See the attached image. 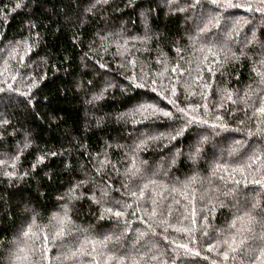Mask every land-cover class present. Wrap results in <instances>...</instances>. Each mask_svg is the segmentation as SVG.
I'll return each instance as SVG.
<instances>
[{
  "label": "trees",
  "instance_id": "obj_1",
  "mask_svg": "<svg viewBox=\"0 0 264 264\" xmlns=\"http://www.w3.org/2000/svg\"><path fill=\"white\" fill-rule=\"evenodd\" d=\"M18 2L21 0H0V72L4 73L0 79L19 90L9 91L7 85L0 83V88H5L0 92V121H8L0 124V158L19 155L18 161H12L15 169H0V264H8L9 254L15 250L13 242L32 210L38 213L37 223L41 226L49 225L53 214H62L65 207L72 218L71 231L48 245L51 264H72L65 260V254L70 248L78 247L85 237L120 234L123 230V224L117 226L114 218L106 214L103 220L99 217L104 207L116 200L131 202L123 185L131 183L125 172L139 141L148 135L171 131L170 122L163 119L135 124L131 119H118L120 113L127 112L141 100L144 92L129 86L126 75L131 68L121 67L129 59L137 60V73L141 66L156 72L161 67L157 59L166 55L170 63H180L181 70H191L181 78L182 82L195 77L199 66L203 80L194 88L196 95L186 101L181 92L177 103L182 106L204 103L199 93L206 83L211 85L206 101L211 106L219 99L218 90L228 89L238 102L227 103L228 111L216 109L225 116L230 129L216 139L231 136L241 140V153L252 156V159L241 154L229 156L209 144L205 155L193 164L188 158L190 139L179 137L169 142L165 136L150 140L135 151L137 161H146L144 167L153 168L161 182L169 187L179 188L195 176L196 181L189 191L195 196L197 218L200 214L209 217L207 230L213 235L227 227L226 221L237 213V206L246 203L250 206L257 201L264 204V190L253 184L254 179L264 180L261 171L264 153L260 151L264 138L248 133V129L255 132L259 124V119H249L253 117L252 105L258 103V97L249 92L247 104L242 99L250 87L260 92L259 77L253 69L264 71L260 64L264 60V20L258 12L246 11L244 7L219 10L222 26L226 23L230 28L240 21L229 41L231 51L225 52L217 43L219 29L199 36L196 24L202 8L191 6L193 0H107L106 3L22 0L21 7L16 8ZM235 2L243 4L244 0ZM201 3L210 7L207 0ZM177 6L184 11H178ZM25 43L31 45L27 53L23 51ZM13 47L20 49L23 60L9 58ZM176 48L182 50L184 59H179ZM212 53H216L215 58ZM204 55L209 59L200 64ZM210 68L218 70L213 74ZM12 76L16 77L15 81L9 79ZM164 83L167 85L168 81ZM108 84L114 87H107ZM102 91V97L94 100ZM148 95L155 97L161 107L172 108L167 98L161 100L155 93ZM240 120L245 123L240 124ZM26 140L31 142L27 148L24 147ZM232 143L229 140L223 147ZM176 149L180 150V155H176ZM41 155L45 158L38 164L37 158ZM103 161L107 163L102 167ZM217 165L225 170L212 177L210 183L206 178ZM5 171H14L15 176L9 178L3 174ZM221 175L227 183L219 179ZM234 180L240 184L235 191H230ZM225 192L229 194L225 196ZM173 195L181 199L179 194ZM76 196L79 198H74ZM212 197L223 201V207L217 204L215 213L209 214ZM142 206L151 207L150 202ZM175 207L184 211L188 202L181 199V205ZM143 219L141 211L130 217L127 235L119 243H110L109 249L117 255L126 252L139 264H157L156 260L148 258L153 253L160 256L159 264H208L202 259L204 252L201 257L177 255L173 251L175 244L163 240L165 234L159 226H154L159 235L153 238L160 241L158 247L148 251L138 244L133 248L132 238L136 234L133 230L145 228V224L140 223ZM203 223L200 221V225ZM184 225L194 230V238L201 236L195 231L200 225L188 220ZM167 235L168 240L175 243H189L185 235L171 230ZM25 243L32 252V264H46L40 258L41 241L32 238ZM189 247L201 250L199 244H189ZM254 248H244L236 260L228 264H259L261 257ZM81 261L88 264L87 257H81Z\"/></svg>",
  "mask_w": 264,
  "mask_h": 264
},
{
  "label": "snow or ice",
  "instance_id": "obj_2",
  "mask_svg": "<svg viewBox=\"0 0 264 264\" xmlns=\"http://www.w3.org/2000/svg\"><path fill=\"white\" fill-rule=\"evenodd\" d=\"M22 2V0H21ZM21 2L16 3L15 7H21ZM97 2L106 3L107 0H97ZM207 4L210 7H204L201 0H193L191 6L201 7L202 13L198 17L199 22L196 24L199 36H206L214 28L220 31L216 33L217 43L221 50L230 52L229 41L232 39V34L237 31L240 21L233 23L230 28L225 23L222 26V15L220 9L227 8H240L244 7L246 11L258 12L262 20H264V0H244V3H236L235 0H207ZM178 11H184L182 7L177 6ZM244 22H247L246 20ZM253 40L256 39L255 33L253 32ZM31 45L25 43L23 51L27 53ZM179 59H184L181 55L182 50L180 48L175 49ZM201 52L204 49H200ZM125 52L127 48L125 47ZM211 52V48H209ZM123 54V53H122ZM164 55V54H162ZM215 58L216 53H212ZM20 58V49L13 47L9 54L10 59ZM238 59V57H234ZM209 59L207 55H204L200 59V64H205ZM227 59V56H226ZM156 63L160 65V69L156 72L151 70H145L144 66H141L140 72H136L137 60L129 59L126 64H121L122 68L130 66L131 71L126 75V79L129 81V86L134 89L144 90L141 100L129 109L127 112L119 114L118 119H131L132 123H143L146 120H167L170 122L169 127L171 131L167 134L160 133L159 135H148L141 139L133 149V156L130 158V167L126 169L125 176L131 181L130 184H124L123 186L127 189V195L130 201L116 200L110 206L104 207V213L100 215L99 219L103 220L104 215H108L114 218L117 226L123 224V230L120 234L116 233H101L96 238L85 237L83 241L79 243L78 247H73L68 250L65 254V260H70L72 264H82L81 257L88 258V264H139L137 259H133L128 254L121 253L115 254L112 249H109L110 243H119L129 231V218L134 217L137 211L144 213L145 219L141 220L140 223L145 224V228L142 230H133L136 232L132 238V246L135 248L138 244H142L145 249L151 251L158 247L160 241L153 239L159 234L156 232L154 226H159L162 229L163 240L167 241L170 245L175 244L173 249L177 255H192L201 257L202 252L206 253L202 256L204 261L208 264H228L229 261H235L237 255L241 253L244 248H253L254 251H258L261 257L259 264H264V204L259 201L251 203L249 206L247 203L241 206H237V213L233 215L230 221H226L227 227L222 229L218 234L213 235L207 229L209 227V217L206 215H198L194 207L195 196L189 191V187L196 181V177H190L181 187L171 186L161 182L159 174L154 171L153 168L144 165L146 161H137L135 158V151L145 146L148 141H155L165 136L169 142L177 140L179 137H185L190 139L188 158L193 162L197 163L198 160L205 155L207 149L206 145L211 144L214 149H220L221 153L225 152L229 156L241 154L246 156L248 159H252L248 153H241L243 148V142L236 140L231 136H222L219 140L216 137H220L221 133L229 132V126L224 115H222L216 109L226 108V104L231 102L236 104L238 101L233 99V94L228 89H219V99L215 104L209 105L206 103L209 99V93L207 89L211 88L209 84H203L202 90L199 95L204 103L195 104H184L183 106L177 103L181 92L185 96V100L188 101L196 95L194 91L195 87H199V82L203 80V76L200 74L199 66L197 67V75L190 81H181V78L185 76L186 72H190V69H182L180 63H170L167 56L164 55L163 59H157ZM191 63V61H187ZM222 64L223 61H217ZM260 64L264 66V60L260 61ZM206 66V65H205ZM103 67V65H101ZM218 70V69H216ZM216 70L209 69L210 72ZM259 80L257 81L260 87V92L257 93L254 89L249 88V91L245 93L244 103L247 104V98L249 92L258 97V103L253 104V117L249 119H259V124L256 126V131L253 132L248 129L250 136H258L264 138V71H257L255 68ZM4 73L0 72V77H3ZM175 78V79H173ZM9 79L15 81L16 77L12 76ZM167 80L168 84L165 85L164 81ZM0 83L7 85V90L17 91L11 84H8L7 80L0 79ZM35 87V84L32 85ZM107 87H114L112 84H108ZM106 90V89H105ZM5 91V88H0V92ZM148 93H155L161 100L167 98L172 108L169 109L167 106L161 107V105L155 102V97L149 96ZM20 95H26L25 93H19ZM103 91L100 95L94 96V100H98L102 97ZM143 96H147V99H143ZM30 102V100H29ZM246 112V109H245ZM7 120L0 121V124H7ZM240 124H244V120L239 121ZM235 131V130H232ZM229 140L233 143L228 147H223ZM30 141L26 140L24 147L27 148L30 145ZM251 151V149H249ZM261 153H264V145L261 146ZM180 150L176 149V155H180ZM54 155V153H53ZM215 156V153H213ZM253 155L255 153L253 152ZM45 156L41 155L37 158V163H42ZM19 155L13 154L7 158H0V169L6 167L16 168V164L12 161H18ZM107 161L101 162L103 167ZM172 163L175 164L176 160L173 157ZM225 169L217 165L211 168L210 176L206 179L211 183L212 177H217L221 171ZM264 172V169L261 170ZM5 176L12 178L15 176L14 171H5ZM221 181L225 180L224 176H219ZM234 187L230 191H235L239 186L240 181H232ZM253 184L264 190V180H253ZM174 193L179 194L182 200L188 202V207L181 211L176 205H181V199H177ZM227 196L229 193H223ZM107 195V193H105ZM78 199L79 197H74ZM203 198V197H201ZM96 203L100 204V200H96ZM150 202L151 207L145 208L142 205ZM212 207L209 209V214L215 213L216 205L220 204L223 207V201H220L218 197L210 198ZM135 205V207H134ZM187 212V215H185ZM38 213L32 210L30 218L25 219L22 222L20 235L17 237L15 244V250L9 254L8 264H32L31 256L32 252L26 245L27 239H37L41 241L40 258L41 261L46 264H51V260L48 253L51 249L48 245L57 239H62L70 231L73 224L72 218L69 215L67 207H65L63 213H54L49 225L41 226L37 223ZM215 217L213 216V219ZM188 220L191 223L200 225V221H204L200 227L195 229L196 232L201 233L199 238H194V230L184 225V221ZM49 228L51 231L49 232ZM176 232L180 235L188 237L189 243H175L174 240H168L169 231ZM207 237V239H204ZM250 240V242H249ZM189 244H199L200 251L189 247ZM90 246V249L89 247ZM149 259L156 260L157 264L160 262V256L153 253L148 257Z\"/></svg>",
  "mask_w": 264,
  "mask_h": 264
}]
</instances>
